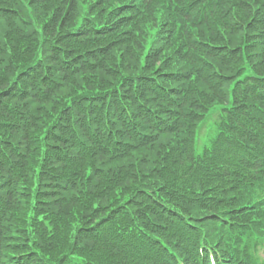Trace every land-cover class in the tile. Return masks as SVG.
<instances>
[{
    "label": "trees",
    "instance_id": "16d2710c",
    "mask_svg": "<svg viewBox=\"0 0 264 264\" xmlns=\"http://www.w3.org/2000/svg\"><path fill=\"white\" fill-rule=\"evenodd\" d=\"M263 177L264 0H0V264H263Z\"/></svg>",
    "mask_w": 264,
    "mask_h": 264
},
{
    "label": "rangeland",
    "instance_id": "374dc122",
    "mask_svg": "<svg viewBox=\"0 0 264 264\" xmlns=\"http://www.w3.org/2000/svg\"><path fill=\"white\" fill-rule=\"evenodd\" d=\"M87 2V1H86ZM253 3V2H252Z\"/></svg>",
    "mask_w": 264,
    "mask_h": 264
}]
</instances>
